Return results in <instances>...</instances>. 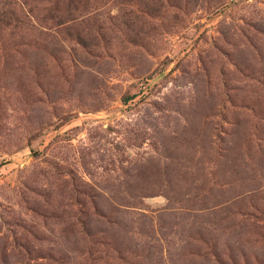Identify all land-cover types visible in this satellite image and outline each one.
Masks as SVG:
<instances>
[{
    "label": "rangeland",
    "instance_id": "1",
    "mask_svg": "<svg viewBox=\"0 0 264 264\" xmlns=\"http://www.w3.org/2000/svg\"><path fill=\"white\" fill-rule=\"evenodd\" d=\"M10 9L0 264H264V0Z\"/></svg>",
    "mask_w": 264,
    "mask_h": 264
},
{
    "label": "trees",
    "instance_id": "2",
    "mask_svg": "<svg viewBox=\"0 0 264 264\" xmlns=\"http://www.w3.org/2000/svg\"><path fill=\"white\" fill-rule=\"evenodd\" d=\"M5 5H6V4H5ZM7 13H8V14H7ZM0 14H1V16H5V17H7V16L14 17V15L16 14V11H12V10L10 9V10L7 11V12H3V11H2ZM0 21L3 22L4 19L0 18ZM17 21H18V19H17Z\"/></svg>",
    "mask_w": 264,
    "mask_h": 264
}]
</instances>
